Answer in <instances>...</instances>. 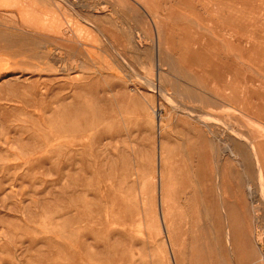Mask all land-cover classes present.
<instances>
[{"label": "rangeland", "instance_id": "1", "mask_svg": "<svg viewBox=\"0 0 264 264\" xmlns=\"http://www.w3.org/2000/svg\"><path fill=\"white\" fill-rule=\"evenodd\" d=\"M56 1L0 0V264H264V0Z\"/></svg>", "mask_w": 264, "mask_h": 264}, {"label": "crops", "instance_id": "2", "mask_svg": "<svg viewBox=\"0 0 264 264\" xmlns=\"http://www.w3.org/2000/svg\"><path fill=\"white\" fill-rule=\"evenodd\" d=\"M89 4H82V5H80V4H78V7L82 10V11H84V10H86L87 12H91V11H95V8L97 7V5L96 4H93L92 3V0H89ZM100 3H102V2H100ZM113 6H114V3H113V0L112 1H110V0H105V2H104V5L101 7V9L103 10V11H105V12H107V11H109V10H111V9H113ZM86 22H85V24L86 25H88V26H91V27H94L95 26V24L92 22V21H90V20H85ZM153 22V21H152ZM42 24V26L44 25V26H46L47 24H45V23H41ZM154 25H155V23H153ZM49 25V24H48ZM260 158V160H264V158L262 157V159H261V157H259Z\"/></svg>", "mask_w": 264, "mask_h": 264}, {"label": "bare ground", "instance_id": "3", "mask_svg": "<svg viewBox=\"0 0 264 264\" xmlns=\"http://www.w3.org/2000/svg\"><path fill=\"white\" fill-rule=\"evenodd\" d=\"M54 1H56V0H54ZM19 2V1H18ZM57 2V1H56ZM24 3V2H23ZM70 6V5H69ZM31 7V6H30ZM14 9H15V7H14ZM72 9V8H71ZM35 10H37V9H35ZM34 10V11H35ZM26 13V12H25ZM24 15V14H23ZM84 22H86V21H84ZM28 25H30V24H28ZM11 26V25H10ZM32 26V25H31ZM25 29V28H24ZM19 30V29H18ZM97 30V29H96ZM23 32V31H22ZM30 32V31H29ZM101 33V32H100ZM155 46V45H154ZM257 60H264V52H262L261 53V55L260 56H257ZM78 61V60H77ZM69 64V63H68ZM65 67V66H64ZM154 86V85H153ZM161 89V88H160ZM163 89V88H162ZM259 98V97H258ZM259 100V99H258ZM263 104V103H262ZM175 105V104H174ZM173 105V106H174ZM175 107V106H174ZM173 107V108H174ZM176 109H179V110H181V111H183V112H186V113H188V111L189 110H186L185 108H181V107H179V106H176ZM264 109V108H263ZM158 110V109H157ZM155 111V110H154ZM160 111V110H159ZM159 111H157L156 113H157V116H159L160 117V113H159ZM190 113V112H189ZM195 113V112H194ZM193 113V114H194ZM156 116V117H157ZM199 117V116H198ZM202 120V119H201ZM198 121H200V120H198ZM204 121V119L202 120V122ZM204 123V122H203ZM241 138L242 139H244L242 136H241ZM229 144V143H228ZM230 145V144H229ZM249 145L251 146V148H253L254 146H253V144L251 143V142H249ZM226 146V145H225ZM228 148V147H227ZM255 148V147H254ZM225 149V148H224ZM255 151V150H254ZM255 152H257V151H255ZM254 152V153H255ZM257 154V153H256ZM257 157V162H258V167H259V170H260V174H261V178L264 180V165L263 164H261L260 163V158H259V155L258 156H256ZM158 164V163H157ZM263 192H264V187H263Z\"/></svg>", "mask_w": 264, "mask_h": 264}]
</instances>
